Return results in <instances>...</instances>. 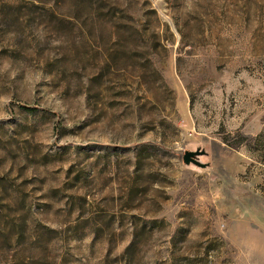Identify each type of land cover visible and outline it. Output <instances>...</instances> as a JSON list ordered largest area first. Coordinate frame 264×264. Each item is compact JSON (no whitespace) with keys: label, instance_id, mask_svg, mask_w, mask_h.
Segmentation results:
<instances>
[{"label":"rangeland","instance_id":"obj_1","mask_svg":"<svg viewBox=\"0 0 264 264\" xmlns=\"http://www.w3.org/2000/svg\"><path fill=\"white\" fill-rule=\"evenodd\" d=\"M0 264H264V0H0Z\"/></svg>","mask_w":264,"mask_h":264},{"label":"water","instance_id":"obj_2","mask_svg":"<svg viewBox=\"0 0 264 264\" xmlns=\"http://www.w3.org/2000/svg\"><path fill=\"white\" fill-rule=\"evenodd\" d=\"M204 154V152H201V151H195V152H192V151H187L185 152L184 154V157H183V161L185 164L189 165V164H194L196 166H202L200 164V162L198 161L199 157L202 156Z\"/></svg>","mask_w":264,"mask_h":264}]
</instances>
